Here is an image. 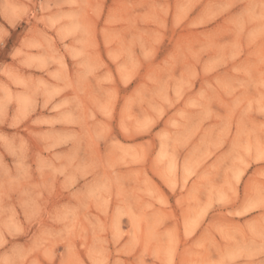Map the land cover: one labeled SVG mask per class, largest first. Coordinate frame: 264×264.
Wrapping results in <instances>:
<instances>
[{"label": "rangeland", "instance_id": "obj_1", "mask_svg": "<svg viewBox=\"0 0 264 264\" xmlns=\"http://www.w3.org/2000/svg\"><path fill=\"white\" fill-rule=\"evenodd\" d=\"M0 264H264V0H0Z\"/></svg>", "mask_w": 264, "mask_h": 264}]
</instances>
